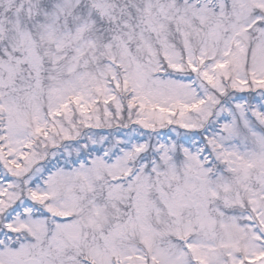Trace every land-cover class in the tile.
<instances>
[{
	"label": "snow or ice",
	"instance_id": "1",
	"mask_svg": "<svg viewBox=\"0 0 264 264\" xmlns=\"http://www.w3.org/2000/svg\"><path fill=\"white\" fill-rule=\"evenodd\" d=\"M0 264H264V0H0Z\"/></svg>",
	"mask_w": 264,
	"mask_h": 264
}]
</instances>
